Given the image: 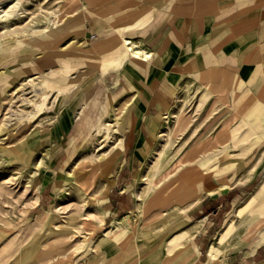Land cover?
<instances>
[{"label":"crops","instance_id":"0c3cea01","mask_svg":"<svg viewBox=\"0 0 264 264\" xmlns=\"http://www.w3.org/2000/svg\"><path fill=\"white\" fill-rule=\"evenodd\" d=\"M68 7L70 12L51 33L3 53L5 65L15 61L11 75L49 70L53 75L59 112L37 139L39 146L49 145L55 153L53 168L44 174L45 187L54 184L51 171L59 161L79 151L73 137L101 128L96 134L117 136L115 141L104 139L109 158L96 176L106 185L105 223L131 214L139 204V172L162 133L165 117L192 87L234 106L227 112V120H232L228 136L235 131L264 135V0H71ZM62 65L71 77L63 94L59 89L65 86L55 78ZM217 143L210 147L211 157L226 174L200 168L199 162L209 157L197 152L195 166L183 170L191 171L175 180L169 196L156 193L147 200L149 220L164 221L161 231L143 235V247L150 242L155 247L152 258L141 256L134 234L125 239L117 259H83L78 264H264V241L246 257L209 255L212 237L232 207L252 191L261 176L254 170L264 160L263 148L229 142L224 149ZM169 205L186 208L168 214ZM188 232L194 234L193 243L185 245L186 235L181 237L179 259H171L164 249L167 240L171 234L174 240ZM7 237L0 232V250ZM128 242L133 245L130 252ZM48 248L55 257V246ZM195 250L197 259H187ZM19 251L0 259V264H76L74 259L52 257L15 259ZM122 255L128 259H120Z\"/></svg>","mask_w":264,"mask_h":264},{"label":"rangeland","instance_id":"374dc122","mask_svg":"<svg viewBox=\"0 0 264 264\" xmlns=\"http://www.w3.org/2000/svg\"><path fill=\"white\" fill-rule=\"evenodd\" d=\"M17 1L15 9L11 5L14 0H0V232L8 233L7 242L0 250V259H10L19 250L15 259L26 255L27 259H74L76 264L83 259H117L127 238L134 234L141 256L150 259L155 255V247L150 242L144 248L143 235L161 231L164 221L149 220L147 200L156 193L169 196L176 186L175 180L187 176L191 171L183 170L195 166L197 152L200 154L198 156L208 154L209 157L199 162L200 168L204 171L216 170L221 176L227 170H222L218 160L211 157V146L220 142L225 149L231 142L234 146L263 148L264 151V135H242L235 131V134L228 136L227 128L232 120H227V112L229 108L233 110L234 106L229 107L224 101L208 97L209 94L199 88H189L171 115L165 117L162 133L139 172L144 177L138 179L137 208L124 218L105 223L106 185L96 176L100 175L99 165L109 158L104 139L112 138L115 141L117 136L98 135L101 128H97L93 134L73 137L72 144L79 151L71 152L68 161H59V165L51 171L54 184L45 187L44 174L53 168L51 164L55 160V153L49 145L39 146L37 139L40 132L50 128L59 112L58 92L55 95L52 92L53 75L50 70L21 76L12 72L11 75L10 70L17 68L15 61L6 65L3 63L6 49L26 46L35 38L51 33L53 27L70 12L68 4L71 0ZM5 11L10 16H6ZM62 66L56 70L55 78L61 86H65L59 89L63 94L71 77L68 67ZM254 141L256 143L251 146ZM188 159H192V165L179 167L167 174L172 165L178 161L181 165ZM260 164L262 167L254 172L261 176L255 181L252 191L238 201L224 218L236 224L235 231L219 244L222 226L211 239V257H246L264 241V224L258 233L248 232L249 224L254 222L252 218L255 217L248 210L264 207V199L260 197L257 202H250L264 180V160ZM77 167L78 172L75 173ZM156 181L155 187H151V183ZM43 196L47 197L46 201H40ZM185 208V205H169L165 213ZM38 218L40 226L33 227ZM173 235L164 249L166 253L169 252L167 250L171 245L169 256L179 259L177 249L183 244L180 238L186 235L183 237L184 244L190 245L194 234L184 233L172 240ZM130 242L126 249L128 252L133 250V242ZM51 244L55 246V257L49 253ZM197 255L195 250L189 253L187 259H197ZM120 259L128 257L122 255Z\"/></svg>","mask_w":264,"mask_h":264},{"label":"bare ground","instance_id":"6f19581e","mask_svg":"<svg viewBox=\"0 0 264 264\" xmlns=\"http://www.w3.org/2000/svg\"><path fill=\"white\" fill-rule=\"evenodd\" d=\"M15 2H13L12 5V8L17 6V3L18 1L17 0H14ZM21 3V2H20ZM1 8V7H0ZM17 7H15L16 9ZM6 9V8H5ZM4 9V10H5ZM13 10V9H11ZM8 11V10H7ZM14 11V10H13ZM4 12V11H3ZM2 13V12H1ZM13 13V12H11ZM5 14H6V11H5ZM10 16V14H8ZM6 14V16H8ZM5 16V15H4ZM12 16V15H11ZM3 18V17H1ZM5 19V18H4ZM135 57H140L139 54H134ZM59 82V81H58ZM182 122V121H181ZM186 123V122H185ZM182 124V123H181ZM106 126H110L109 124H107ZM181 126V125H180ZM180 129V128H179ZM162 154V153H161ZM180 161H178L175 165H172L170 171H168V175L173 173L174 171L178 170V168L180 167ZM78 172V167H77V170H75V173ZM189 174V173H188ZM187 174V175H188ZM144 175L142 173H140L138 175V179H141L143 178ZM157 183V181L154 183H151V187H155V184ZM260 198L264 199V180L261 182L259 188L257 189V191L255 192V194L253 195V197L251 198V203H255L257 202V200ZM250 214H253L255 217L252 218V221H254L252 224H249V227H248V232L249 234H252L253 232L255 233H258L261 229V227L263 226L264 224V207L263 208H260L259 210L257 209H254V208H251L248 210ZM252 216V215H251ZM40 219L38 218L37 220H35V222L33 223V227H39L40 225ZM236 229V224L235 223H231V222H228V220H226L224 222V225H223V232L221 233L220 237H219V240H218V243L221 244L223 243L225 240H227L228 238L231 237V235L233 234V232L235 231ZM169 252H172V248H169L168 250ZM112 254V253H111ZM213 255V254H212ZM211 259H215V257H211Z\"/></svg>","mask_w":264,"mask_h":264}]
</instances>
